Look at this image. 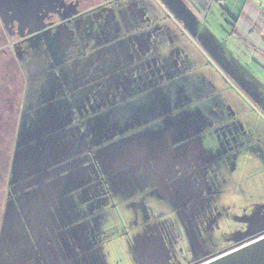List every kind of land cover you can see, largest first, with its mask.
Wrapping results in <instances>:
<instances>
[{"label": "flooded vegetation", "instance_id": "obj_1", "mask_svg": "<svg viewBox=\"0 0 264 264\" xmlns=\"http://www.w3.org/2000/svg\"><path fill=\"white\" fill-rule=\"evenodd\" d=\"M190 21L179 0H0V151H9L0 264H106L99 224L122 205L137 264L144 237L166 246L146 264H203L264 237L260 203L235 216L223 245L203 244L219 224L222 184L241 163L264 164V101L232 57L211 55L216 69L204 63L200 89L183 47L161 53L162 37L175 43ZM132 141L139 157L117 160ZM175 225L187 257L173 248ZM5 239L23 240L24 253Z\"/></svg>", "mask_w": 264, "mask_h": 264}, {"label": "rangeland", "instance_id": "obj_2", "mask_svg": "<svg viewBox=\"0 0 264 264\" xmlns=\"http://www.w3.org/2000/svg\"><path fill=\"white\" fill-rule=\"evenodd\" d=\"M220 11L219 6H215L214 9L211 11V15H214L215 17L218 15L217 11ZM219 17V16H218ZM190 19V18H189ZM220 20V18H219ZM217 20H211V26L215 28L216 35L219 37L220 41H223L224 38H220L227 33H220L221 28L220 22ZM208 21V20H207ZM208 25V24H207ZM198 29L202 33H206L207 35V26L206 23L203 27L202 23L198 24ZM202 29V30H201ZM173 38L175 39V43L172 44V42L169 41L168 38L162 37L159 43V47L161 49V53L164 55H170L169 52L171 50V47H175L177 45L183 47L191 56L192 60L195 62L196 66L191 67V73H190V79L192 80L196 85V88L203 89L204 83L203 78L205 73V67L204 63L209 64V67H214L217 65V62L215 58L208 56L206 53V44L203 39L202 35H199L197 33V30L194 31L193 29L189 30L188 32H185V35L178 36L177 34L172 33L171 34ZM210 34H208V37ZM227 36V35H226ZM214 42H216V39L212 37ZM227 39V38H226ZM211 40V38L208 39V41ZM223 45V44H222ZM226 45V46H225ZM214 46H216L214 44ZM224 47L228 49V51H233L232 43L228 42L224 44ZM227 51V49H225ZM231 50H230V49ZM235 51V50H234ZM229 52V53H230ZM231 54V53H230ZM167 60V59H166ZM170 66V60L168 61ZM210 62V63H209ZM246 67L252 69L255 73H258L260 75V78H256L253 76H249V81L251 83V88L255 89L257 96H262V99L264 100V71H261L258 69L255 64L251 61H247ZM197 67V69H196ZM210 67V68H211ZM207 69V68H206ZM216 69L215 67L213 68ZM172 72V71H170ZM183 76V75H182ZM204 76V77H203ZM172 79V81H179L180 83L181 79H179L176 75L172 73V77H169ZM167 78V79H169ZM183 79V78H182ZM202 83V84H201ZM169 90L163 91L160 90V96H167L169 95ZM134 104H137L136 102ZM138 105V104H137ZM136 105V106H137ZM163 105V103H162ZM254 107V106H253ZM260 107V106H259ZM264 107V106H263ZM153 105L148 104H141V111L138 116H142V118H146L148 116L143 115H149L150 110H153ZM253 109V108H251ZM263 109V108H259ZM129 112L125 115L132 118L133 112L128 110ZM124 114V111L122 112ZM126 116V117H127ZM141 118V119H142ZM144 120V119H142ZM11 152V151H10ZM5 156H9V151H0V206L4 207L5 205V199L3 195L5 193L6 189V173H7V167L5 165L6 159L4 160ZM4 160V162L2 161ZM4 164V165H3ZM241 175H238L235 179H228L222 186H224V193L221 195L219 201L221 204V210L219 212V224L210 232V237L204 238L203 244L207 249L215 248V246H221L225 243V239L231 235L233 230H235L240 225L235 219V216H239L243 214L245 211H250L254 206L257 204L263 203L264 204V164L258 162L254 165H248L241 163ZM255 172L256 175L247 177L244 175L246 172ZM240 172H238L239 174ZM248 175V174H247ZM149 201L150 205H154L155 207L160 208L159 204L154 201ZM132 208V207H131ZM118 210L114 209H108L107 215L102 219L100 222V227L106 234L104 237L105 246L103 251L100 253L103 261H106V264H137L135 262L133 252L131 247L129 246V241L133 240L134 234H135V227L133 224H131L133 216H132V210L127 208L126 206H120ZM111 210V211H110ZM163 217L167 218L172 217V215H167L165 213L167 211V207H162ZM137 212H141L139 206L136 207ZM0 211V226H1V213ZM158 215L161 211L157 209ZM164 219V221L166 220ZM131 221V222H130ZM126 226L129 230V233L127 232L126 235L122 234V227ZM172 245L176 253H178L179 256L187 257L190 255L191 248L188 243V238L185 236L184 231L182 227L179 225H175L173 232H172ZM10 238V237H9ZM14 238V237H13ZM9 243V242H8ZM23 245H18V249L15 251L19 253H24L23 251ZM182 248L184 250H182ZM4 257H9L10 252L9 248H5L4 251Z\"/></svg>", "mask_w": 264, "mask_h": 264}, {"label": "crops", "instance_id": "obj_3", "mask_svg": "<svg viewBox=\"0 0 264 264\" xmlns=\"http://www.w3.org/2000/svg\"><path fill=\"white\" fill-rule=\"evenodd\" d=\"M179 1L184 6L191 20V29L197 30V33L203 36L208 56L215 54L224 58L232 57V63L239 70L238 78L243 83L244 80H249V76H254L255 79L260 78V75L246 67V64L248 63L247 61H251L258 69L264 71V0ZM215 6H219L220 11L218 10L217 12L220 13L216 17L214 15L210 16ZM211 20L221 21V26L217 27L221 28L220 33L223 34L228 30L224 36L220 37L224 38L223 41H220L216 35L215 28L210 25ZM200 23H202L203 27L206 23L207 35L198 29V24ZM208 34H210L209 37ZM212 37L216 39V42H214ZM209 38L211 40L208 41ZM228 42L232 43L233 46V51L229 48L231 52L228 51L227 47H224V44ZM226 62H229V60H226Z\"/></svg>", "mask_w": 264, "mask_h": 264}, {"label": "water", "instance_id": "obj_4", "mask_svg": "<svg viewBox=\"0 0 264 264\" xmlns=\"http://www.w3.org/2000/svg\"><path fill=\"white\" fill-rule=\"evenodd\" d=\"M257 213L252 215L251 219L257 217ZM161 246H156L153 243V238L144 237L136 241L134 251L142 264H146L144 257L157 259L159 248L166 251L164 243ZM141 250V252L139 251ZM203 264H264V237H261L247 245H244L236 250L225 253Z\"/></svg>", "mask_w": 264, "mask_h": 264}, {"label": "bare ground", "instance_id": "obj_5", "mask_svg": "<svg viewBox=\"0 0 264 264\" xmlns=\"http://www.w3.org/2000/svg\"><path fill=\"white\" fill-rule=\"evenodd\" d=\"M136 146L135 143L132 141L129 145L125 146V148L127 147H130V150H125L122 154H117V160H123L124 162H128V159L129 157H132V158H135L137 159L139 156L137 155V149H136ZM162 157H165V154L162 155ZM20 243V242H23V240H15V239H12L11 242L9 243H6V239H5V243L9 245V248L12 250V252L14 250H16L17 246H16V243Z\"/></svg>", "mask_w": 264, "mask_h": 264}]
</instances>
